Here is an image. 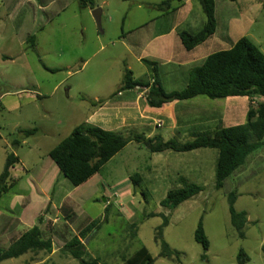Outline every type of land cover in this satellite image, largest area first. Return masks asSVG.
Returning a JSON list of instances; mask_svg holds the SVG:
<instances>
[{
    "label": "rangeland",
    "instance_id": "obj_1",
    "mask_svg": "<svg viewBox=\"0 0 264 264\" xmlns=\"http://www.w3.org/2000/svg\"><path fill=\"white\" fill-rule=\"evenodd\" d=\"M163 1L94 0L101 11L98 29L91 13L80 8L77 0H0V174L8 154L18 159L8 190L0 198V210L7 213L11 207V215L24 214L26 222L36 226L45 208V193L54 188L57 196L52 209L42 213L40 225L43 237L52 240V253L28 254L0 264H79L63 249L92 221L99 226L82 240L86 259L123 264L144 247L153 264H177L159 256L154 235L162 218L151 216L155 214L168 217L163 240L178 253L181 264H237L240 250L248 256L245 264H264V146L249 155L220 190L214 188L215 149L150 153L130 142L91 182L78 187L49 158L50 150L75 127L91 122L86 120L104 102L96 103L95 98L107 102L117 94L125 68L133 79L148 78L141 59L157 63L165 90L180 91L189 70L200 66V57H194L204 50L208 55L228 50L232 42L247 37L264 54V0H216L217 42L208 47L211 40L207 39L192 52L182 48L177 34H196L205 22L204 14L195 0L180 9L175 8L177 2L171 3L176 11L165 18L166 53L159 51V40L150 43L151 29L159 24L151 6ZM28 37H33V43ZM176 58L184 67L164 63ZM170 72L177 80H172ZM249 104L250 99L244 97L213 100L197 96L178 102L176 118L184 126L173 131L174 135L167 114L158 112L146 114L150 121L140 120L137 113L139 123L145 125L116 132L123 136L152 132L184 143L200 134L244 124ZM104 112L114 115L109 109ZM157 119L162 127L154 125ZM33 129L34 133L22 138V131ZM14 139H19L18 147L11 145ZM134 175H139L137 186L131 179ZM182 180L203 191L173 211L162 208L161 200L169 190L181 188ZM231 192L236 193L234 209L247 217L242 239L230 224L227 196ZM66 196L77 206L61 203ZM201 217L209 242L206 251L194 240Z\"/></svg>",
    "mask_w": 264,
    "mask_h": 264
},
{
    "label": "trees",
    "instance_id": "obj_2",
    "mask_svg": "<svg viewBox=\"0 0 264 264\" xmlns=\"http://www.w3.org/2000/svg\"><path fill=\"white\" fill-rule=\"evenodd\" d=\"M80 8L94 9V0H77ZM180 0H165L159 7L165 8L162 12L171 11V3ZM198 2L205 22L200 31L190 34L183 31L178 34L179 41L186 51L193 50L204 43L216 31L214 0H195ZM237 2L238 0H229ZM264 10V2L262 3ZM27 41L33 43V37ZM149 71L147 79H133L132 73L125 68L121 86L118 92L133 89L145 90V101L150 108H161L173 101L181 102L197 96L210 99H226L244 97L256 100V105L249 104L244 124L220 128L212 133L200 134L193 140L184 143L176 139L163 140L160 136L145 137L143 134L129 133L127 136L103 130L97 126L82 124L75 127L70 134L61 140L49 152V158L56 165L59 172L73 187H78L98 174L110 159L118 154L130 142L144 146L150 153L173 151L177 153L190 152L200 148L215 149L217 161L214 172V188L220 190L226 179L241 168L249 155L264 146V54L247 37L239 38L228 50H220L208 55L202 65L191 69L186 86L180 91L167 93L159 80L158 65L156 62L141 59ZM261 100L260 102L258 101ZM102 103V102H99ZM36 130L22 131L21 135L27 137ZM13 147L20 145L19 139L11 143ZM18 164L17 157L10 153L6 156L3 170L0 174V198L8 190L10 171ZM133 186H137L139 175L131 177ZM182 187L169 190L160 206L169 211L175 210L181 203L195 197L203 191V187L181 181ZM236 193L227 196L230 224L243 238V229L247 222L245 212L234 209ZM48 210V207L45 211ZM105 214L107 207L104 208ZM160 216L162 223L155 230L154 240L160 245L159 256L163 259L181 264L178 253L172 251L163 240V229L169 220L163 214ZM106 219V217H105ZM40 219L37 220L38 224ZM99 226V222H89L82 228L78 235L72 237L64 247V251L79 264H100L96 259H86L87 252L82 244L87 235ZM133 227V226H132ZM194 240L206 251L209 242L205 237L202 217L199 219L194 231ZM52 242L44 239L39 227L36 225L13 241L8 248H0V263L16 259L27 252L51 253ZM248 256L240 250L236 257L237 264L248 262ZM154 259L144 248H140L123 264H153Z\"/></svg>",
    "mask_w": 264,
    "mask_h": 264
},
{
    "label": "crops",
    "instance_id": "obj_3",
    "mask_svg": "<svg viewBox=\"0 0 264 264\" xmlns=\"http://www.w3.org/2000/svg\"><path fill=\"white\" fill-rule=\"evenodd\" d=\"M56 1H62V0H56ZM214 1H215V18H216V22H217L216 31H217V29L219 27V22H218V18H217V14H216V0H214ZM161 3L153 4L151 6V9L154 10V12L156 13V14H154V19H155L154 21L157 22V20H158L159 24L157 25V23H155V25L151 29L152 33H154V34H153V36L150 37V43L159 40V43L157 44L159 51L162 53H166L167 52L166 50L168 49L169 45H168V41L165 40V38L169 40V37H167L168 28L166 27L167 23H166L165 18L168 16L170 11L169 12H162L163 10H165V8L163 9V8L159 7L161 5ZM189 3H190L189 0H180L178 2V7H175V8H178V9H180L181 7L183 8ZM261 7H262V4H261ZM85 9H87L88 12H90V13L93 10V9H89V8H85ZM173 11H176V9L171 10V12H173ZM239 16L241 17L242 15L239 14ZM100 17H101V15H100ZM170 31H172V30H170ZM177 36H178V34H177ZM214 36H215V33L211 36L212 38L208 39V40H211V41H208L209 42L208 47H212L216 44L217 38L214 39ZM224 38L225 37H220L221 40H224ZM237 40H235V42ZM178 42L181 45L180 41H178ZM206 42H207V40L204 43H206ZM235 42H232L230 44L231 47L234 45ZM178 50L180 53H182V51H180L181 49H178ZM192 51L193 50H191L190 52H192ZM207 56H208V54H206V51L204 50L203 52H200L199 55H196L194 58L196 59V58L200 57V62H201L200 65H202V63L204 62V60ZM160 59H163V58H160ZM190 59H193V58H190ZM153 62H155V61H153ZM164 63L173 64V65L178 66L180 68L184 67L181 65L182 64L181 60H177V58H176V60H173V59L166 60ZM192 63H190V65ZM166 64H164V65H166ZM191 69L189 70V72L191 71ZM170 73L172 74V75H170L172 80L173 79L177 80L174 78L173 72H170ZM158 75H159V69H158ZM159 80H160V78H159ZM186 84H187V82L185 83V86H186ZM161 85H162V83H161ZM162 87H163V85H162ZM163 89L165 90L164 87H163ZM138 90L139 89H133V90H125V91L117 92V94L114 95L107 102H106V100H103V99L99 100V99L95 98L94 101L96 103L97 102L99 103L102 101H104V102L102 104H100L98 106V109L92 113L91 117L88 120H86V121H91L92 123L90 122V123H86V124L93 125V126L98 125L99 128L106 130V131H110L109 129H107L108 127H110L111 129H113V130H111L112 132L117 133L116 132L117 130H126V129L133 128L135 126H141L142 127L141 124H143V123H139V119L150 121V118L148 116H146V114L158 112V113H166L167 114L169 124H170L169 130L171 132V135H174L175 131L180 130L181 127L184 126V122L179 123L178 119L176 118V115H177L176 114L177 113L176 112V106L178 104L177 101H173L169 104H165L164 106H162L161 108H158V109L150 108L147 106L145 98H144L146 95L145 90L142 92H139ZM165 91L167 93H169V92H172L175 90H169V91L165 90ZM108 105H110V107H108ZM108 109H109V111H113L114 115H110L109 113L104 112ZM137 113L141 114L139 119H137ZM157 122L161 123L160 127L163 126V122L159 119L154 120L153 123L155 126H156ZM143 125H145V124H143ZM149 125H151V124H148L146 126H149ZM173 131H174V133H173ZM137 134H143L147 138H150L153 136H159V135H152V132H150L147 135L144 133H137ZM160 137L163 140H169V139L163 138L162 136H160ZM170 139H174V138H170ZM13 170H14V168L10 171V174L12 173ZM94 177H95V175L92 178H90L87 182H85L84 184H88L89 182H91V180ZM93 185H95V182L93 183ZM44 197L45 198L43 200V205H45V208L42 209L40 211L39 215L37 216V218L40 219V221H39L40 223L38 224V222H37V226L39 227L41 233H42V230H41L40 225H41L42 220H43V219H41L42 218L41 216L47 207H48V209L49 208L52 209L53 205L55 204L56 200L54 199V197L57 198V196L55 194V189L53 188V189L49 190L48 192H46ZM61 203L71 204V207H73L74 205L77 206V204H75L76 202L74 200H71L68 196L63 197L61 199ZM11 211H12L11 207L8 208L7 213L2 212L0 210V248H3V249L8 248L9 245L13 241L17 240L22 234L29 231L31 228H33L35 226L32 223L26 222V220L24 219V214H20L18 216H15V215H11ZM51 242H52V240H51ZM82 244L84 245V243H82ZM52 247H53V245H52ZM52 251H53V249H52ZM52 251H51V253H52ZM38 253H40V252H38ZM28 254L32 255V254H34V252H27L26 254L20 256L19 258H24ZM16 259H18V258H16Z\"/></svg>",
    "mask_w": 264,
    "mask_h": 264
},
{
    "label": "water",
    "instance_id": "obj_4",
    "mask_svg": "<svg viewBox=\"0 0 264 264\" xmlns=\"http://www.w3.org/2000/svg\"><path fill=\"white\" fill-rule=\"evenodd\" d=\"M91 15H92L94 21L96 22L98 29H100V15H101L100 9H98V8L93 9L91 11Z\"/></svg>",
    "mask_w": 264,
    "mask_h": 264
},
{
    "label": "built area",
    "instance_id": "obj_5",
    "mask_svg": "<svg viewBox=\"0 0 264 264\" xmlns=\"http://www.w3.org/2000/svg\"><path fill=\"white\" fill-rule=\"evenodd\" d=\"M251 104L256 105V100L255 99L252 100ZM160 126H161V123L160 122H157L156 123V127H160Z\"/></svg>",
    "mask_w": 264,
    "mask_h": 264
}]
</instances>
